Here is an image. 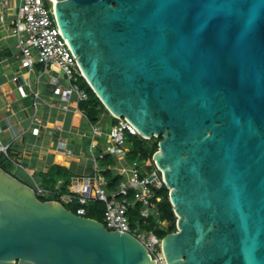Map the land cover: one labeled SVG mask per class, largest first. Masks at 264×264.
Wrapping results in <instances>:
<instances>
[{"label":"water","instance_id":"1","mask_svg":"<svg viewBox=\"0 0 264 264\" xmlns=\"http://www.w3.org/2000/svg\"><path fill=\"white\" fill-rule=\"evenodd\" d=\"M46 2L108 113L160 138L165 264H264V0ZM0 264L155 263L0 168Z\"/></svg>","mask_w":264,"mask_h":264},{"label":"built area","instance_id":"2","mask_svg":"<svg viewBox=\"0 0 264 264\" xmlns=\"http://www.w3.org/2000/svg\"><path fill=\"white\" fill-rule=\"evenodd\" d=\"M16 18L11 27L10 34L15 38L20 51L22 66L31 69L35 64H40L43 69L60 71L63 74L66 86L60 91L61 101L68 104L71 100L78 103L87 98V94L78 87L77 79L82 72L65 44L50 12L46 0H17ZM18 83L20 93L26 95L21 89L23 83H27L21 76L13 77ZM52 85H57V78L52 77ZM38 97L36 92L33 93ZM117 122L110 129L103 131L99 123L90 122V135L88 151L91 155L93 172L83 176L70 177L67 190H60L61 182H57L54 188H44L38 182L32 181L29 185L35 195L66 203L77 202L75 212L85 216L84 204L90 201H100L104 204L102 223L109 230L128 232L135 236L147 249L150 258L155 264H165L161 251V238L152 230H141L138 226H132L128 218V209L134 202L139 203L138 214L147 221L150 214H155V201L159 200L156 190L164 183L160 171L155 166L152 158L142 165L141 169L136 161H128L126 153L129 146L126 143L127 134H139L136 128L125 118L115 117ZM58 128V127H57ZM140 135V134H139ZM99 137L106 141L101 147L100 154L95 150L100 146ZM58 148L67 153L65 141H58ZM9 145L0 140V155L6 159ZM101 154H110L117 159V164L100 167L98 157ZM115 168V173L122 176V180L114 189H107L103 176L104 169ZM140 170L144 174L140 173ZM165 225V221L160 222Z\"/></svg>","mask_w":264,"mask_h":264},{"label":"crops","instance_id":"3","mask_svg":"<svg viewBox=\"0 0 264 264\" xmlns=\"http://www.w3.org/2000/svg\"><path fill=\"white\" fill-rule=\"evenodd\" d=\"M17 4V0H0V140L9 145L11 156L18 159L12 161L19 169L15 171L17 178L30 184L39 183L36 172H45L51 164L68 168L70 177L87 175L92 160L88 146L84 149L82 143L88 141L89 145L90 134L84 133L78 121L83 118L89 127L90 122L74 100L68 104L61 101L60 91L67 84L60 71L36 64L30 70L22 66L16 40L9 32ZM15 76L27 81L21 88L26 95L13 81ZM52 77L57 78V85L51 84ZM60 140L65 141L70 153L58 148ZM98 140L101 149L106 141L103 137ZM112 170L115 173V168Z\"/></svg>","mask_w":264,"mask_h":264},{"label":"trees","instance_id":"4","mask_svg":"<svg viewBox=\"0 0 264 264\" xmlns=\"http://www.w3.org/2000/svg\"><path fill=\"white\" fill-rule=\"evenodd\" d=\"M38 67H41L40 64H36ZM78 87L87 94V98L78 103V108L82 114L88 119L91 123H99L100 117L106 113L111 121V125L117 122V118L108 113L100 99L93 92L91 87L88 85L86 80L83 77L77 79ZM159 137H152L150 139H145L139 134H127L126 142L130 144L129 150L126 153V158L128 161H138L145 163L146 161L151 160L153 153L157 150V143ZM10 150V149H9ZM100 154L101 149H97ZM9 157L12 159L11 152H8ZM98 163L100 167L104 168L106 166H113L117 164V159L110 154H101V157H98ZM12 161L6 159L4 156L0 155V168L5 172L16 177L15 174L11 172ZM40 174L39 184L44 188H54L58 180L63 181L60 185V190L66 191L67 184L71 176V171L63 166L58 164H51L45 172H36ZM103 176L106 180L107 189H114L119 182L122 180V176L114 173L112 169H104ZM141 174H144L140 170ZM36 175V174H35ZM19 179V178H17ZM23 183L29 185L30 183L19 179ZM169 190L163 184L159 189L156 190V194L159 196V200L155 201L156 212L155 214H150L147 221L143 222V219L139 217L138 208L139 203L134 202L130 205L128 209V218L132 226H138L141 230H152L154 234L162 238L170 232L176 231V216L173 212V208L169 201L168 196ZM37 196V195H36ZM38 199L45 201L47 200L44 197L37 196ZM63 205L75 212V207L78 205L77 202L72 203H63ZM85 208V216L89 218L96 219L100 222L103 221V211L104 204L100 201H90L83 205ZM165 221L166 224L162 225L160 222Z\"/></svg>","mask_w":264,"mask_h":264},{"label":"rangeland","instance_id":"5","mask_svg":"<svg viewBox=\"0 0 264 264\" xmlns=\"http://www.w3.org/2000/svg\"><path fill=\"white\" fill-rule=\"evenodd\" d=\"M61 77H62V75H60ZM45 77H48L47 75L45 76ZM44 93V92H43ZM78 123H81V129L84 131V133H86V134H90V127L88 126V124L86 123V121L83 119V118H81L79 121H78ZM99 125L101 126V129L105 132V131H107L108 129H110V127H111V121H110V118H109V116L106 114V113H104L101 117H100V121H99ZM86 140V139H85ZM127 146H129L130 147V144L128 143V142H126L125 143ZM82 145H83V148L84 149H86V147L88 146V141L86 142H83L82 143ZM8 152H11L10 150H8ZM13 158V162H16V160H18V159H16V157H12ZM86 161L85 160H83L82 161V164H84ZM91 165H90V172L92 173L93 172V167H92V163H90ZM138 165H139V167H140V169H141V167H142V165H144V163H142V162H140V161H138ZM89 167V166H88ZM16 170H18L19 171V169H17L16 167H15V165L14 164H12V166H11V172L13 173V174H15V171ZM21 170V169H20ZM24 174V173H23ZM16 175V174H15ZM36 178L37 179H39L40 178V174L39 173H36ZM39 182H40V180H39ZM41 183V182H40ZM62 202L63 203H65L63 200H62Z\"/></svg>","mask_w":264,"mask_h":264}]
</instances>
